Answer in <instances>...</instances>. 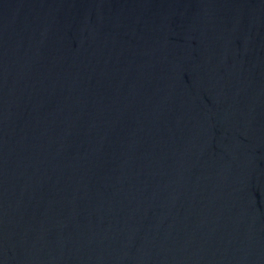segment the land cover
Here are the masks:
<instances>
[{
	"label": "water",
	"instance_id": "1",
	"mask_svg": "<svg viewBox=\"0 0 264 264\" xmlns=\"http://www.w3.org/2000/svg\"><path fill=\"white\" fill-rule=\"evenodd\" d=\"M0 264H264V0H0Z\"/></svg>",
	"mask_w": 264,
	"mask_h": 264
}]
</instances>
